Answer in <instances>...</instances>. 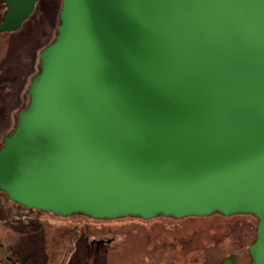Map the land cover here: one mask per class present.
Wrapping results in <instances>:
<instances>
[{
  "label": "water",
  "instance_id": "water-1",
  "mask_svg": "<svg viewBox=\"0 0 264 264\" xmlns=\"http://www.w3.org/2000/svg\"><path fill=\"white\" fill-rule=\"evenodd\" d=\"M38 2L4 0L0 34ZM28 95L0 150L12 202L95 220L253 213L264 264V0H63Z\"/></svg>",
  "mask_w": 264,
  "mask_h": 264
},
{
  "label": "rangeland",
  "instance_id": "rangeland-1",
  "mask_svg": "<svg viewBox=\"0 0 264 264\" xmlns=\"http://www.w3.org/2000/svg\"><path fill=\"white\" fill-rule=\"evenodd\" d=\"M62 2L39 0L20 30L0 34V150L29 105L28 90L39 73L41 54L58 33ZM5 12L3 4L0 25ZM4 199L0 240L26 264H221L232 253L238 255L236 264H252L248 249L258 227L253 217L63 219L29 209L20 212ZM95 241H104L105 247L91 248Z\"/></svg>",
  "mask_w": 264,
  "mask_h": 264
},
{
  "label": "flooded vegetation",
  "instance_id": "flooded-vegetation-1",
  "mask_svg": "<svg viewBox=\"0 0 264 264\" xmlns=\"http://www.w3.org/2000/svg\"><path fill=\"white\" fill-rule=\"evenodd\" d=\"M6 197H8V196L4 192L0 191V203L6 205V200L4 199ZM8 200L11 201L9 198H8ZM16 205H17L16 208L20 212L28 210L27 208H25L23 206H20L18 204H16ZM30 210H34V209H30ZM35 211H36L35 213L37 215H40V216H42L44 213H46V214L48 213V214H51V215H54V216H58V217L60 216V215H56V214L51 213V212H42V211H38V210H35ZM79 216H83V215H80V214L72 215V216H68V217H63V219L64 218H67V219H69V218H80ZM41 241H42V249L45 250V246L43 245L44 244V238L43 237H42ZM105 244L106 243L104 241H95V242H90V247L91 248L96 247L98 249H102V248L105 247ZM22 262H24V263H22ZM26 263H27V261L26 260L23 261L22 258L18 257L16 255V253H14L12 251V248L8 244H5L3 241L0 240V264H26Z\"/></svg>",
  "mask_w": 264,
  "mask_h": 264
},
{
  "label": "trees",
  "instance_id": "trees-1",
  "mask_svg": "<svg viewBox=\"0 0 264 264\" xmlns=\"http://www.w3.org/2000/svg\"><path fill=\"white\" fill-rule=\"evenodd\" d=\"M3 4H5L4 3V0H0V6H2L3 7ZM28 96V95H27ZM29 101H30V98H29ZM8 198V197H7ZM83 216H85V217H88V218H91V217H89V216H87V215H84L83 214ZM234 217H253V218H255L256 220H257V222H258V225H259V219L257 218V216L255 215V214H253V213H245V214H232V215H225L224 213H222V212H214V213H212V214H210V215H205V216H199V215H193V216H190V217H187V218H182V219H179V218H176V217H174V216H171V215H164V214H162V215H159V216H157L156 218H154V219H149V220H147V219H143L142 217H140V216H130V217H126V218H119V219H127V218H140V219H142V220H144V221H151V220H156V219H174V220H178V221H183V220H188V219H205V218H223V219H230V218H234ZM92 219V218H91ZM93 220H95V219H93ZM102 221H106V220H102ZM258 228V227H257ZM256 240H257V230H256V239L253 241V243H252V245L251 246H253L254 244H255V242H256ZM250 246V247H251ZM248 254H249V249H248ZM232 256H235V260H234V264H236L237 262V259H238V255L237 254H231L230 256H228L221 264H224L229 258H231ZM249 256H250V254H249ZM250 258H251V256H250ZM251 260H252V258H251ZM252 264H253V260H252Z\"/></svg>",
  "mask_w": 264,
  "mask_h": 264
}]
</instances>
